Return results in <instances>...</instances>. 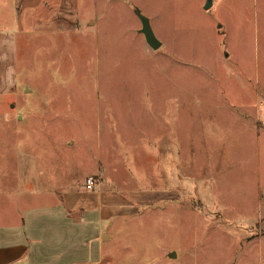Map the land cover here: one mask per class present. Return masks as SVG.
Here are the masks:
<instances>
[{
    "label": "rangeland",
    "instance_id": "1",
    "mask_svg": "<svg viewBox=\"0 0 264 264\" xmlns=\"http://www.w3.org/2000/svg\"><path fill=\"white\" fill-rule=\"evenodd\" d=\"M207 2L0 0V188L31 152L135 191L98 264H264V0ZM165 126L171 160L139 157Z\"/></svg>",
    "mask_w": 264,
    "mask_h": 264
},
{
    "label": "crops",
    "instance_id": "2",
    "mask_svg": "<svg viewBox=\"0 0 264 264\" xmlns=\"http://www.w3.org/2000/svg\"><path fill=\"white\" fill-rule=\"evenodd\" d=\"M179 106L176 110L182 111L183 106ZM183 125L181 119L182 135ZM165 127L154 138L149 137V141L138 146L143 152L139 157L147 158V152L148 157L156 158L162 153L166 161L171 160V152L177 146L173 147L174 138ZM176 142L183 157V145L178 140ZM36 160V155L31 152L21 155L20 187L7 183L9 179L0 188V201L4 203L0 207V264L100 263L107 225L126 213L125 207L134 208L136 203L131 197L137 193L118 192L109 184H116L115 181L108 180L109 176L102 167L87 176L86 180L93 177L97 183L88 190L86 181L79 185L67 177L66 165L64 171L58 169V173L56 169L51 172L45 169L44 172L37 167ZM165 167L166 164L163 167L166 171ZM9 172L6 169L1 174L8 175ZM157 173L156 168H150L147 174L155 176ZM149 190L156 191V188ZM107 237L110 239L109 235ZM263 237L264 230L259 228L257 239ZM255 239L252 236L248 242Z\"/></svg>",
    "mask_w": 264,
    "mask_h": 264
},
{
    "label": "water",
    "instance_id": "3",
    "mask_svg": "<svg viewBox=\"0 0 264 264\" xmlns=\"http://www.w3.org/2000/svg\"><path fill=\"white\" fill-rule=\"evenodd\" d=\"M211 6V0H208L205 9H209ZM137 15L139 16L141 22H142V28H141V34L144 35L145 40L147 42V44L154 50H157L160 46H161V42L156 38L151 24H150V20L142 15L140 12L137 11Z\"/></svg>",
    "mask_w": 264,
    "mask_h": 264
},
{
    "label": "built area",
    "instance_id": "4",
    "mask_svg": "<svg viewBox=\"0 0 264 264\" xmlns=\"http://www.w3.org/2000/svg\"><path fill=\"white\" fill-rule=\"evenodd\" d=\"M97 185L96 180L93 177H89L86 180V188L92 190Z\"/></svg>",
    "mask_w": 264,
    "mask_h": 264
}]
</instances>
